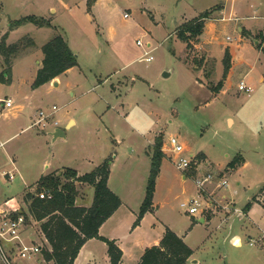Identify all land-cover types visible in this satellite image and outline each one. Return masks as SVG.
<instances>
[{"label":"rangeland","instance_id":"obj_1","mask_svg":"<svg viewBox=\"0 0 264 264\" xmlns=\"http://www.w3.org/2000/svg\"><path fill=\"white\" fill-rule=\"evenodd\" d=\"M48 1L56 8L53 15L32 0H0V42L6 33V45L24 38L33 42L12 56L10 79H0V100H13L12 108L0 109V139L5 142L0 158L2 169L14 173L12 179L0 175V202L13 196L24 200L26 192L37 190L42 176L62 166L89 172L115 151L111 188L122 190L133 208L151 166L144 138L153 141L148 146L152 154L155 137L161 135L162 148L165 142L170 153L168 141L175 136L185 155L197 158L203 173L213 174L210 188L226 176L228 184L215 189L220 199L225 195L242 209L251 197L257 202L242 219L232 211L226 223L219 213L198 225L199 215L192 217L180 205L200 196L193 177L182 179L184 174L166 157L145 226L158 217L171 227L199 226L186 236L195 251L194 264H264V192H259L264 184V46L255 43L264 32V18L251 17L264 15V0H96L91 9L88 0ZM205 10L212 12L204 19L202 34L181 40L180 25ZM28 15L49 19L52 26L29 22L10 28L12 21ZM239 26L251 33L243 35ZM56 33L76 52L81 71L63 75L58 86L34 87L42 46ZM150 48L153 58L147 61L143 53ZM226 48L231 67L222 89L213 94L211 87L223 79ZM5 67L0 52V76ZM241 81L247 90L240 89ZM41 110L45 124L32 125ZM69 117L76 122L66 127ZM57 127L65 136L54 138ZM238 153L245 157L244 165L227 170ZM200 154L209 161L199 159ZM76 184L77 203L90 206L93 187ZM125 210L119 230L133 228L126 227L131 210ZM29 223V234L48 246L41 222ZM104 245L96 247L99 264H109ZM133 255L123 264L133 263Z\"/></svg>","mask_w":264,"mask_h":264},{"label":"trees","instance_id":"obj_2","mask_svg":"<svg viewBox=\"0 0 264 264\" xmlns=\"http://www.w3.org/2000/svg\"><path fill=\"white\" fill-rule=\"evenodd\" d=\"M96 0H88V9H91ZM212 10H205L198 16L185 21L178 29V36L181 40L188 41L191 37L202 34L205 22ZM35 23L37 26L51 27L49 19L37 18L34 15L24 16L10 23L14 28L25 23ZM260 37L261 34H259ZM7 33L0 42V52L4 55L5 70L0 79L9 80L11 72L12 56L21 48L31 45L29 38H24L18 43L6 45ZM263 40L257 47H261ZM264 51V48H263ZM42 66L38 69L34 80V87H39L68 69L78 66V56L68 45L65 37L56 33L42 46ZM225 64L223 79L211 87L212 93L217 94L223 87L225 78L231 67V55L226 48L223 58ZM9 77V79H7ZM151 154V166L148 176L146 193L140 206V210L133 223V227L139 225L143 216L151 210L156 186V179L160 173L161 163L164 158L162 152V137H155ZM115 153L110 154L99 165L91 171L79 175L72 167H63L61 170L52 171L40 178L38 188L35 192L28 191L24 194L26 205V216H32L36 221L41 222V231L47 240L48 248L43 254L53 264H74L81 247L91 238H97L106 243L110 264H120L123 252L115 240L99 234L100 226L120 207V197L108 186L110 168ZM203 154L199 155V159ZM244 163V157L238 153L227 164L226 169L231 171ZM86 183L94 188V198L90 206L77 205L78 188L76 183ZM40 191L47 192L45 198H40ZM264 192V184L259 188ZM257 202L256 197H251L242 209L246 213L252 204ZM264 207V203H263ZM191 247L173 230L166 228V231L158 245L147 247L137 264H186L192 256Z\"/></svg>","mask_w":264,"mask_h":264},{"label":"built area","instance_id":"obj_3","mask_svg":"<svg viewBox=\"0 0 264 264\" xmlns=\"http://www.w3.org/2000/svg\"><path fill=\"white\" fill-rule=\"evenodd\" d=\"M137 44L139 46L143 45L141 40H137ZM152 50L153 48H150L143 53V57L147 61H151L153 58L151 55ZM240 89H248L244 81L240 82ZM12 107L13 100L11 97L0 100V109H9ZM57 109L56 105L52 106L53 111ZM45 120V112L41 110L32 125H44ZM55 124H57V121H55ZM168 144L171 153L169 158L173 161L175 167L184 174V178L187 176L193 177L200 192V196L191 197L181 202L180 205L187 214L191 216L204 215L210 209L215 211L220 206L226 211H238L232 199H227L225 195L222 196L223 199H220L215 192V189H220L228 184L226 176H221L223 178L218 180L216 186L210 188L208 185L214 180L213 174L203 173L197 165L198 159L194 157L191 160L193 157L192 154L190 155L191 158L185 155V147L175 136L169 138ZM4 145L5 142L0 139V149ZM163 146L162 150L167 152L165 142ZM173 156L176 157L174 158ZM0 175L2 177L8 176L10 179L14 177L13 170L2 171ZM38 195L40 198H45L47 192L40 191ZM222 201H224V204H222ZM239 211L241 212V210ZM25 212V202L14 196L0 203V264H49L50 262L43 254V250L47 247L43 243L38 242L33 234H29V220L34 219L32 216L27 218ZM45 241L47 242L46 239ZM250 244L252 245L253 243L251 242Z\"/></svg>","mask_w":264,"mask_h":264},{"label":"crops","instance_id":"obj_4","mask_svg":"<svg viewBox=\"0 0 264 264\" xmlns=\"http://www.w3.org/2000/svg\"><path fill=\"white\" fill-rule=\"evenodd\" d=\"M32 3L36 7H38V8H40V7H47L45 10H47L48 13H51L52 15L55 14V12H56V8L53 7V5L50 4V2L48 0H32ZM45 14L46 13H44L43 15H45ZM38 15H40V14H38ZM251 17H253V18H264V15H259V14L257 15V14H255V15H253ZM50 18L52 19L53 16H50ZM238 29H239V31L242 32L243 35L246 34V31H248L249 33H251V31L246 30L242 26H239ZM260 32H261L260 34H261L262 37H260L259 39H257L255 41V43L256 44H259L261 42V40H263V43H262V47H263L264 46V32H262V31H260ZM243 38H244V36H242V39ZM68 44H69V42H68ZM42 59H43V57H42ZM78 63H79V60H78ZM41 66H42V62H40V65L38 66L37 71H38L39 67H41ZM76 68H79L80 69V64H78V66H75V67H72V68L68 69L67 71H65L64 73H62L58 77H56L54 80H52L50 82H47V83L41 85L40 87L46 86L48 84L49 85L51 84V85H54V86H58V85L62 84V79H63L62 77H63V75H68L71 71H73ZM37 71H36V73H37ZM79 71H81V69ZM263 77L264 76H261L260 81H264V78ZM109 108H111L113 110H116L117 113H120V111H118L119 110L118 107L115 108V107L111 106ZM75 122H76L75 119L69 117L67 119V121H66V127H68V125L69 126L73 125ZM57 128H62V127H57ZM64 132H65V130H64ZM113 142H115L116 144L118 143V141H116V138L113 139ZM152 143H153L152 140L147 139L146 137L144 138L143 152L145 153V155L147 156V158H151V154L148 151V146L152 145ZM112 153H115V157L113 159V162H112L111 168H110V175H109V179H108V186H109V188L113 192H115L120 197V199L122 201V204L100 226V228H99V234L102 235V236H104V237H107L109 239L115 240L116 241V244L121 248V250L123 252V256H122V259H121L120 264H123L124 263V260L126 259V257L130 256V254L131 253H134V252H135V255H133V258L134 259L132 261L133 263H131V264H137L139 262L141 256H142L144 250L147 247H150V246L158 245L159 244L161 238L163 237V235H164V233L166 231V228H169V229L171 228V230H173L178 236H180L189 245L188 241L186 240V236H187V234L189 232H191L192 230H194L197 227H199V226H196L195 223L194 224L192 223V224H189V225H186V226L184 225L182 227H179V226L178 227H171L170 226L171 223H168L169 225H167L166 223H164L158 217V218H155L156 219L155 220V223L154 222L151 223L150 227L147 228L145 226V222L147 221V218L149 216H152L151 211H148L143 216V218L141 219L139 225L133 227L132 229L130 228V226L132 227V225H133V223H134V221H135V219L137 217V214H138V212L140 210V206H141V204H142V202L144 200L145 193H146V187H143L140 190L141 191L140 192L141 197H140L137 205L135 207L131 208L129 206V204L127 203V199L124 197V193H122V190L120 191L118 189H114V188L112 189L111 188V179H112L113 172H114V167H115L114 164H115V158H116V152L113 151ZM169 155H170V153L168 151L165 152L164 153V158H166V157L169 158ZM202 160L207 161V162L209 161L205 154H203ZM244 163H245V157H244ZM244 163L242 165H244ZM96 166L93 165V168L96 167ZM2 167H3V165L1 163V158H0V170H1L0 172L6 171V170L2 169ZM63 167H67V166H62V168ZM60 168H57V170H61L62 169V168L61 169ZM74 169L77 170V172H78L79 175L88 172V171H81L79 168H74ZM182 179H186V178H184V175H182ZM11 189H12V187H11ZM92 189H94V188H92ZM156 192H157V190L154 192L153 199L155 198ZM8 198H10V197H8ZM77 202H78V199L76 200V204L77 205H81V204H78ZM83 206H87V205H83ZM235 207L238 209V211L236 212V214L239 215V218L240 219H242L243 217H245V215H247L246 213H244L242 211V208H239L237 206H235ZM262 208L264 210V207L263 206H262ZM125 209H127V210L130 209L131 210L130 215H129L128 222L126 224V227H129L130 229H127L126 228L124 230H119L117 226L120 224L121 217H122V216L119 217V215L122 212H126ZM239 210H241V212ZM232 211L233 210L226 211V210H224L222 208H218V209H216L214 211V213H212V216H210L209 218L207 216H205V215H199L197 217V224L198 225H202V224H205V223H207L209 221L211 222L216 217V215H218L219 213H221L222 221L226 223L227 222V219H229L230 215L233 214ZM192 217H194V216H192ZM201 219L203 221H201ZM128 231H130V233H128ZM262 238L264 239V232L262 233ZM99 241L101 243H103V245L104 244L106 245V243H104L103 241H101L100 239H97V238H91V239L87 240L86 243H84V245L81 247V249H80V251L78 253V256L76 257V259L74 261V264H99V255H98V252L96 250V247H97L98 243H100ZM47 245H48V243H47ZM46 247L48 248V246H46ZM105 247H106L107 257H109L108 256V252H107V245ZM194 257H195V251L193 250V254L188 259V261L186 262V264H194V263H197V261L194 259ZM107 259H108L109 264H110V259L109 258H107ZM49 264H53L52 261H50Z\"/></svg>","mask_w":264,"mask_h":264},{"label":"water","instance_id":"obj_5","mask_svg":"<svg viewBox=\"0 0 264 264\" xmlns=\"http://www.w3.org/2000/svg\"><path fill=\"white\" fill-rule=\"evenodd\" d=\"M168 74L167 73H164V76H167ZM68 127H69V125H68ZM52 135L54 136V138H58V137H62V136H65V133H64V130L63 129H61V128H57V129H55L54 130V132L52 133ZM201 221H203L202 219H201Z\"/></svg>","mask_w":264,"mask_h":264}]
</instances>
